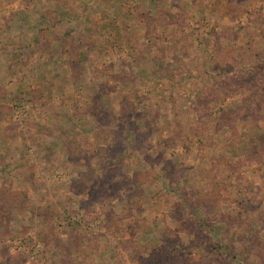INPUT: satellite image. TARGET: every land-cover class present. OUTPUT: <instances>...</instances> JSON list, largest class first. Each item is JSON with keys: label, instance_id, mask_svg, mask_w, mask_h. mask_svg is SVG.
<instances>
[{"label": "rangeland", "instance_id": "rangeland-1", "mask_svg": "<svg viewBox=\"0 0 264 264\" xmlns=\"http://www.w3.org/2000/svg\"><path fill=\"white\" fill-rule=\"evenodd\" d=\"M0 264H264V0H0Z\"/></svg>", "mask_w": 264, "mask_h": 264}, {"label": "crops", "instance_id": "crops-1", "mask_svg": "<svg viewBox=\"0 0 264 264\" xmlns=\"http://www.w3.org/2000/svg\"><path fill=\"white\" fill-rule=\"evenodd\" d=\"M79 4H80V3H79ZM76 6H77V5H75L74 7L76 8ZM106 12H107V11H106ZM80 23H81V21H80ZM75 27H76V26H75ZM75 29H76V28H75Z\"/></svg>", "mask_w": 264, "mask_h": 264}]
</instances>
